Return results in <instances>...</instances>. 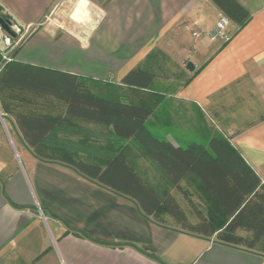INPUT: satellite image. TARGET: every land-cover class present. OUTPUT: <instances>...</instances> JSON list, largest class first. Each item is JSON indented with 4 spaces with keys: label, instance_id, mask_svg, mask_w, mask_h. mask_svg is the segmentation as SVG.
Listing matches in <instances>:
<instances>
[{
    "label": "crops",
    "instance_id": "obj_1",
    "mask_svg": "<svg viewBox=\"0 0 264 264\" xmlns=\"http://www.w3.org/2000/svg\"><path fill=\"white\" fill-rule=\"evenodd\" d=\"M55 1L0 0L24 29L13 60L102 81L111 98L146 101L151 132L175 146L227 138L264 184V0H236L251 18L243 28L231 22L228 42L208 38L224 15L212 0H84L85 22L73 28L47 18ZM135 69L155 75L149 90L121 84ZM65 105L0 90V264H264L262 246L246 251L188 234L168 214L147 218L133 201L37 157L16 116L62 120ZM56 130L73 153L105 158L95 147L109 142L108 127L74 120ZM126 144L142 178L162 180L148 183L175 196L156 164Z\"/></svg>",
    "mask_w": 264,
    "mask_h": 264
},
{
    "label": "trees",
    "instance_id": "obj_2",
    "mask_svg": "<svg viewBox=\"0 0 264 264\" xmlns=\"http://www.w3.org/2000/svg\"><path fill=\"white\" fill-rule=\"evenodd\" d=\"M212 2L239 28L251 18L236 0ZM0 16L15 24L1 7ZM16 52L11 53L13 58ZM154 79L155 75L135 69L124 76L121 84L149 90ZM95 84L103 82L16 60L5 64L0 71V90L53 97L66 104L62 120L48 115L16 116L23 139L37 157L67 166L83 178L133 201L147 218L168 214L176 227L188 234L215 236L220 244L246 251L264 247V184L227 138L212 137L207 145L175 146L151 132L148 121L153 109L149 103L97 95L90 90V85ZM74 120L110 129L109 142L101 148L95 147V152L105 157L100 163L86 160L81 151L73 153L59 136L61 133L56 129L61 122ZM87 140L84 135L82 144H88ZM129 141L156 164L168 185L181 192L188 211L168 188L159 194L142 178L128 158L131 147L126 142ZM182 182L193 188L205 213L195 206Z\"/></svg>",
    "mask_w": 264,
    "mask_h": 264
},
{
    "label": "rangeland",
    "instance_id": "obj_3",
    "mask_svg": "<svg viewBox=\"0 0 264 264\" xmlns=\"http://www.w3.org/2000/svg\"><path fill=\"white\" fill-rule=\"evenodd\" d=\"M77 4H78V1H76V0H56L54 2V4L50 7V9L48 10L47 18L50 19L51 22H53L54 24H56L59 27H67V28H69V27L73 28V27H77V26L80 27L81 25H83V22H85V20L80 19V21H79V20H75L74 18H71L73 12L75 11V9L77 7ZM83 12H85V11H83ZM4 33H6V32L4 31ZM22 35H23V33L20 35V37ZM17 40H19V38ZM17 40L13 41V44L15 45L14 47H16L17 44L19 45V43H20V42L17 43ZM47 61H46V63L49 64ZM0 62H1V60H0ZM91 91L93 93L100 95V96H103V97H109V96L112 97L110 95V93H104L103 88L100 87L99 85L93 86ZM128 91H131V90H128ZM210 125H212V124H210ZM148 182L152 183V185L155 187H157V184H162V180H158L157 178L156 179H148ZM181 184L183 186H185V188L189 189V195L191 197V200L195 204V206H199L204 210L202 203L199 202L198 195L195 192L193 193V188H190L188 185H186L185 182H182ZM175 197L183 205V207L188 211L189 206L185 202L181 192L175 191Z\"/></svg>",
    "mask_w": 264,
    "mask_h": 264
},
{
    "label": "built area",
    "instance_id": "obj_4",
    "mask_svg": "<svg viewBox=\"0 0 264 264\" xmlns=\"http://www.w3.org/2000/svg\"><path fill=\"white\" fill-rule=\"evenodd\" d=\"M231 24V21L228 17L225 15H222L217 22L215 28L208 33V38L210 41H222V42H228L231 39V35L228 31V28ZM14 30L20 34L21 29L18 28L16 25H13ZM195 36H199L197 33H195ZM14 39L9 36L8 34L4 33L3 29L0 27V44L3 43L4 49H0V55H1V64H0V70L5 66V64L10 63L13 61L12 56L10 55L9 51L13 49Z\"/></svg>",
    "mask_w": 264,
    "mask_h": 264
},
{
    "label": "water",
    "instance_id": "obj_5",
    "mask_svg": "<svg viewBox=\"0 0 264 264\" xmlns=\"http://www.w3.org/2000/svg\"><path fill=\"white\" fill-rule=\"evenodd\" d=\"M0 27L11 37L16 38L17 32L13 28V23L9 20H5L0 16ZM187 67L189 70L193 71L195 69V66L193 63H188Z\"/></svg>",
    "mask_w": 264,
    "mask_h": 264
},
{
    "label": "bare ground",
    "instance_id": "obj_6",
    "mask_svg": "<svg viewBox=\"0 0 264 264\" xmlns=\"http://www.w3.org/2000/svg\"><path fill=\"white\" fill-rule=\"evenodd\" d=\"M86 9V2L84 0H81L79 4L77 5L74 13L72 14V17L75 20H80L81 19V14L82 12Z\"/></svg>",
    "mask_w": 264,
    "mask_h": 264
}]
</instances>
